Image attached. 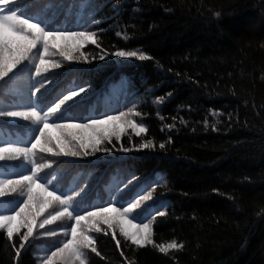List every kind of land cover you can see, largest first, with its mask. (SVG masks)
<instances>
[{"label": "trees", "instance_id": "obj_1", "mask_svg": "<svg viewBox=\"0 0 264 264\" xmlns=\"http://www.w3.org/2000/svg\"><path fill=\"white\" fill-rule=\"evenodd\" d=\"M32 4L29 15L49 21L48 30L95 32L99 44L81 46L86 60L62 61L50 76L56 83L46 85L49 92L41 102L78 84L86 92L76 98L74 113L99 119L97 113L132 110L140 115L129 118L147 128L140 136L129 128L119 141L113 138L105 145L113 148L110 153L70 157L78 163L41 154L37 161L52 165L41 176L58 180L65 190L84 189L85 203L99 207L112 200L120 207L137 193L151 191V199L128 218L136 216L134 224L152 220L155 244L175 240L183 245L161 253L151 243L140 247L125 241L118 228L113 239L112 229L102 225L106 231L89 233L99 255L88 250L87 264H264V0ZM117 50L142 51L147 59L112 55ZM29 68L21 66L8 84L0 81V104L27 97ZM9 120L0 117V140H18L23 146L29 137L24 126L30 122ZM145 140L155 146L138 149ZM121 145L131 151H117ZM23 163L0 161V174L26 175ZM18 202V193L0 197V214ZM69 223L60 220L34 229L18 260L0 230V264H40L61 246L60 233ZM45 230L57 235H40ZM14 241L18 246L19 237Z\"/></svg>", "mask_w": 264, "mask_h": 264}, {"label": "snow or ice", "instance_id": "obj_2", "mask_svg": "<svg viewBox=\"0 0 264 264\" xmlns=\"http://www.w3.org/2000/svg\"><path fill=\"white\" fill-rule=\"evenodd\" d=\"M32 7V0H0V81L5 84L12 82L21 66H30V75L25 81L27 97L22 96L19 102L11 105L0 104V117L10 118L9 122H30L24 126L29 130V137L23 146L18 140H0V161L20 159L24 162V171L28 173H16L13 178H5L0 174V197L7 193H18L22 201L6 210L5 214H0V230H3L15 250L16 259L31 243L34 229H44L45 225L60 220L70 222L63 226L60 233L64 237L60 241L61 246L43 256L40 264H87L88 250L99 255L89 233L93 230L106 231L102 225L112 229L113 239L116 238L118 228L119 234L132 245L143 247L151 243L161 253L179 250L183 245L175 240L155 244L152 240V220L134 224L132 219H136V216L128 218L144 201L151 199V191L143 196L137 193L135 198L120 202V207L114 206L119 202L116 200H112L107 207H99L85 203V197L81 195L84 189L70 187L65 190L58 186V180L54 183L48 176H41L42 169L51 168L52 165L50 160L39 163L37 157L40 154L79 158L94 156L98 152L110 153L113 148L105 145L111 144L113 138L119 141L123 132L129 128L140 136L146 133L147 128L129 118L140 115L132 110L115 115L97 113L99 119L74 113L72 110L79 103L76 98L86 92V87L78 84L62 88L47 103L41 102L49 92L46 85L56 83L50 78L56 75L53 70L61 68L62 61L81 59L82 45L90 42L99 48V44L95 32L48 30L52 26L49 21L29 15ZM105 55L107 53L100 55L99 59L103 60ZM112 55L125 59H147L142 51L117 50ZM32 77L36 79L33 80ZM41 89L45 91L42 93ZM154 146L151 140H145L137 147L151 149ZM160 147L163 148L164 144H160ZM117 151L127 153L131 149L121 145ZM135 179L133 175L132 180ZM124 187L127 188V184ZM115 190L121 191L119 185ZM163 214L156 211L157 216ZM21 229L24 231L21 232ZM40 235L57 234L45 230ZM16 236L19 237L18 246L14 241ZM116 245L120 246L119 240H116Z\"/></svg>", "mask_w": 264, "mask_h": 264}]
</instances>
